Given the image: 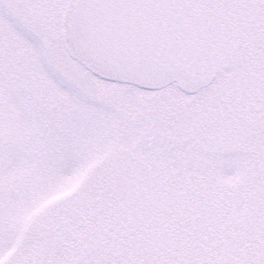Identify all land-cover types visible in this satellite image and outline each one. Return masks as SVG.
Wrapping results in <instances>:
<instances>
[{
    "label": "snow or ice",
    "instance_id": "1",
    "mask_svg": "<svg viewBox=\"0 0 264 264\" xmlns=\"http://www.w3.org/2000/svg\"><path fill=\"white\" fill-rule=\"evenodd\" d=\"M0 264H264V0H0Z\"/></svg>",
    "mask_w": 264,
    "mask_h": 264
}]
</instances>
